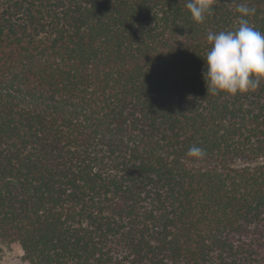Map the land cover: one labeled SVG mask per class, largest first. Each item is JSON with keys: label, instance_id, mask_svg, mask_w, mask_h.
Here are the masks:
<instances>
[{"label": "trees", "instance_id": "1", "mask_svg": "<svg viewBox=\"0 0 264 264\" xmlns=\"http://www.w3.org/2000/svg\"><path fill=\"white\" fill-rule=\"evenodd\" d=\"M186 3L0 0V243L23 264H264V81L203 78L209 33L242 4L264 33V0Z\"/></svg>", "mask_w": 264, "mask_h": 264}, {"label": "clouds", "instance_id": "2", "mask_svg": "<svg viewBox=\"0 0 264 264\" xmlns=\"http://www.w3.org/2000/svg\"><path fill=\"white\" fill-rule=\"evenodd\" d=\"M213 0H187L186 8L196 23H202L213 12ZM239 27L234 31L209 33L210 50L203 58L207 94L221 92L236 95L256 90L264 81V33L251 26L245 18L255 13L246 5L238 7ZM203 149L192 146L187 155L202 156Z\"/></svg>", "mask_w": 264, "mask_h": 264}, {"label": "rangeland", "instance_id": "3", "mask_svg": "<svg viewBox=\"0 0 264 264\" xmlns=\"http://www.w3.org/2000/svg\"><path fill=\"white\" fill-rule=\"evenodd\" d=\"M21 249L17 245H4L0 243V264H23L20 260Z\"/></svg>", "mask_w": 264, "mask_h": 264}]
</instances>
